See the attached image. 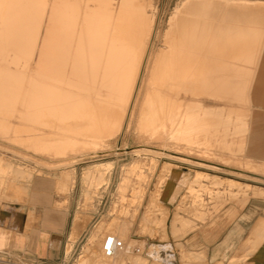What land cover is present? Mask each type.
<instances>
[{
	"label": "rangeland",
	"instance_id": "374dc122",
	"mask_svg": "<svg viewBox=\"0 0 264 264\" xmlns=\"http://www.w3.org/2000/svg\"><path fill=\"white\" fill-rule=\"evenodd\" d=\"M84 1H87L90 9L93 8L91 0ZM109 1L107 6L111 7L114 18L121 0ZM133 1L138 16H142L144 20L146 18L147 28L149 25L151 28L153 24V31L147 69L138 81L141 90L133 93L130 110L126 111L119 131L115 134L124 103L127 102L126 94L117 89L112 91L114 96L111 100L103 99L111 102L112 106L106 108L107 111L112 110L113 114L112 121L107 116L108 121L102 124L105 130L97 128L77 132L71 127L73 123H47L51 116L31 113L24 98L32 89L27 80L34 73L33 69L38 61L53 0L47 1L31 57L29 47L15 51L4 39V30L8 28V21L5 20L9 11L7 4H3L4 0H0V203L11 208L23 207L31 189L43 190L53 196L55 202L51 205L54 209L66 213L68 226H71L75 215L80 217V224L87 232L100 227L113 228L118 223L125 222L128 225L124 234L125 244L129 243V236L133 234L154 238L157 244H152L155 249L149 252L152 259L167 262L166 264H182L188 253L199 256L194 261L205 263L206 256L202 252L186 248L184 240L189 233L207 224L214 225L219 216L229 223L238 218L240 212L249 205H255L258 213L264 208V122L253 121L260 118L255 117V110L264 107L249 106L247 93L235 91L236 96L233 97L232 92L224 91V88L238 87L240 80L246 77L248 84L249 79L254 78L252 72L255 69L254 64L247 66L256 60L245 59L247 61L242 63L233 61L235 58L227 60L205 57V78L209 71L220 66L219 78L217 81L209 80L208 86L204 83L199 94H196V88L186 94V130L173 134L170 123H162L159 120L161 116L148 113L142 103L153 60L163 49L168 22L182 0ZM83 7L85 4L80 7V16L77 15L78 34L85 11ZM206 7L207 18H203V21L209 25L215 24L216 13L224 15L235 12L227 5ZM224 22L221 18L215 31V35L220 38H225L231 28L229 26H233ZM38 23L36 21L35 27ZM236 27L244 28L240 25ZM208 42L206 41L207 44ZM68 54L73 56L71 50ZM211 60L217 64L213 69L208 64ZM71 70L72 64L68 63L65 67L68 78ZM235 72L239 74L238 77ZM231 73L236 78L234 84H229L228 81L233 77ZM251 85L248 84V87ZM95 86L99 87V82ZM106 86L117 88L119 85L113 82ZM217 86L220 90H216ZM64 87L68 93L77 94L74 85ZM88 87H93V84L90 83ZM92 95L94 96H89L85 102L95 103L98 96ZM251 98L254 102L258 97L254 95ZM89 108L93 109L91 106ZM51 125L55 128L48 127ZM243 128L244 136L241 133ZM250 136L256 138L251 140ZM38 137L77 144L58 153L52 149L34 147L28 141ZM240 140H243L241 148ZM251 141L253 144H250ZM174 182L179 186L174 185ZM255 228L252 248L257 251L258 258L264 259V221H258ZM99 233L95 242L98 248L101 247L100 236L104 238L109 233L118 235L114 230L105 234L101 230ZM161 243L168 244L167 254H158V244ZM80 253L77 252L68 264H74L75 261L77 264L82 256H79ZM82 253L86 254V264L91 262L87 260L89 255L95 256L97 264H134V259L140 260L139 256L133 255L123 257V261L120 256L110 261L99 260V250L93 244L86 246ZM229 261V264L235 263L234 258Z\"/></svg>",
	"mask_w": 264,
	"mask_h": 264
},
{
	"label": "bare ground",
	"instance_id": "6f19581e",
	"mask_svg": "<svg viewBox=\"0 0 264 264\" xmlns=\"http://www.w3.org/2000/svg\"><path fill=\"white\" fill-rule=\"evenodd\" d=\"M59 1L60 9L58 7L59 4L56 3L58 6H55L59 10L52 12L51 20H53V24L48 27L47 32L45 31L51 40L53 38L57 40L59 51H56L54 47L51 49L50 45L53 43L49 42L51 50L49 49L46 52L47 49H42L41 53H39L41 55L36 64V74L28 77L27 80L32 89L24 97L26 103L30 106L32 114L40 113L39 115L51 116V119L47 123H55L57 125L61 121L73 123L71 127L77 132L88 129L91 131L97 128L105 130L102 124L108 121L107 116L110 117L109 121H112L113 114L112 110L107 111L106 108L111 105V102H105L103 99L108 98V100H111L114 96L112 91L117 89L120 93L124 92L126 94L127 102L124 103L122 117L115 130L116 134L119 131L122 120L126 116V111L130 110L129 104H131L130 101L133 93L141 90L139 89L138 81L141 79L142 73L147 69L146 65L149 57L153 24L151 28L149 24L148 28L146 27V18L144 20L142 16H138V10H136L133 0H121L117 15L114 18L111 7L107 6V1L109 0H91L93 2L92 9L87 6L86 1L79 34L78 37L76 36L78 38V45L73 48L71 44L75 35V29L72 26L74 17L72 4L70 5L68 0ZM78 2L82 4L80 0ZM109 3L111 2L109 1ZM230 3L232 2L229 0H182L168 22V29L164 34L163 49L155 56L151 70L149 71L148 83L146 85L147 92L145 91L146 94L144 93L142 106L148 113L161 116L159 120L163 121L162 123H165V125L170 123V129L173 134H179L186 130V94L194 90V88H196V94H199L201 86L204 83L208 86L209 80L212 82L217 81L219 78L218 69L221 68L212 60L208 63L210 67L212 69L217 67L215 70L209 71L208 76L205 78V57H211V59L225 58L227 60L235 58L233 61L243 63V61H247L245 59H253L255 61V52L264 50V42H259L255 45L251 44L250 42L256 38L251 40L244 39L242 33L240 34V31H237L233 26H229L231 28L227 31L225 38L215 35L221 18H223V22L226 21L232 25H239L245 21L247 23L251 15L253 16V14H249L248 12L250 7L246 11L242 5L241 7H235L237 9L241 8L240 10L232 11L233 13L230 14L220 15L216 13L215 17L211 15L216 19L215 24L212 23V25L206 24L203 21V18H207L208 12L206 8L208 7L206 6L227 5L228 8L232 9L233 7ZM235 3H243V1H234ZM3 4H7V11H9V14L8 12L5 14H8L6 16L8 20L4 17L5 21H8V28L4 30V36H6L4 39L7 40L10 47L15 51L23 47H29V50H31L34 45L32 43L29 44L28 41L38 34L40 20H42L41 17L44 15L42 13L45 0H4ZM26 11L31 13L28 14L29 12L26 13ZM36 21L39 22L37 27H35ZM244 30H246V27ZM206 41H209L208 44ZM44 44L46 45V43ZM251 47L254 48L250 49ZM70 50L73 56L68 54ZM205 53H207L206 56ZM251 55L252 57H250ZM258 62L259 68L262 70L264 68V58L260 59V61L257 59ZM68 63L72 64L69 78L65 72V67H67ZM253 64L255 65L256 63L251 61L247 67ZM224 67L230 68V66ZM235 74L238 77L239 74L236 72ZM233 77L231 80H228L229 84L230 82L233 84L236 82L235 76ZM247 81V77L243 80L241 79L239 82L241 85L239 84L238 87L231 85L232 87L230 88H224V91L228 90L232 92L233 97L236 96L234 94L235 91L237 93H241L242 91L250 94L249 89L251 88L248 87ZM97 82L100 84L99 87L95 86ZM113 82H116L119 86L117 88L106 86ZM90 83L93 84V87H88ZM65 85H74L77 94L68 93L69 91H66ZM216 90H220V88L217 86ZM92 94H97L98 97L95 98L97 101L93 104L85 102L89 96H94ZM250 95L253 97L256 95V92H252L251 90ZM89 106L93 107V109L90 110ZM48 127L55 128L53 125ZM69 127L64 126V128ZM241 133L242 136L245 135L244 128ZM81 136L107 137V135ZM28 141L34 147L52 149L58 153L62 149L73 147L75 146L74 144H77L48 140L42 137ZM242 146L243 140H240L239 147L241 148ZM113 236L117 237L116 235ZM85 257L82 255L78 259L77 264H86ZM88 260L91 261L90 264H97L95 256L90 255ZM99 260H110L102 256L101 248Z\"/></svg>",
	"mask_w": 264,
	"mask_h": 264
},
{
	"label": "crops",
	"instance_id": "0c3cea01",
	"mask_svg": "<svg viewBox=\"0 0 264 264\" xmlns=\"http://www.w3.org/2000/svg\"><path fill=\"white\" fill-rule=\"evenodd\" d=\"M47 1L48 0H45L44 9H46L45 7ZM80 1L83 5L84 3L86 5V1ZM239 1H243V3H230L233 7L232 10H240L241 8L237 9L235 7H241L242 5L243 7H245V10L250 7L248 9V12L249 14H253V16L251 15V18L248 14V16L250 17L249 21H247V23L245 21L244 23L239 24L240 26L243 25L244 29L246 27V30H241L242 28L238 29V27H236L238 25L235 24L233 25V28L235 27L237 31H240V34L242 33V37L244 36V39L251 40L253 38H256L254 39V43V40L250 42L251 44L255 45L259 42H264V0ZM56 3L59 4V6ZM69 3L70 5L72 4L74 14L72 26L75 29V35L72 39L71 44L74 48L78 45V32L76 23L77 15L80 16L79 12L81 11L79 7H81L80 5L82 4L78 2V0ZM52 4L53 5H51L50 9L51 13L49 15L50 17L48 19L49 26H46V32L48 30V27L53 24V20H51L52 12L60 9L59 0H57V2L56 0H53ZM55 5H57L59 9H57V6ZM245 5L247 6V8ZM44 9L42 15L44 14ZM83 9H85V7ZM229 9L231 10V8ZM80 26L81 22L79 24V30ZM38 34L32 40L28 41L34 45L30 50V57L34 53ZM53 39L51 40L47 33H45L39 53H41L42 49H47L46 52H48L50 47L51 49H53L52 47H54L56 51H59L57 45L58 42L55 39L54 42ZM76 40L77 42H75ZM49 42L51 44L53 43V46L50 45L49 47ZM44 43H46V45ZM252 48L254 47H251L250 49ZM40 55L41 54L38 55V59ZM250 57H252V55ZM254 57L256 58V64L254 65L255 70L254 72H252L254 78L251 80L249 79L250 82H248V84H252L251 86H249V88H251L249 89L250 94L252 90V92H256L255 96H257L258 98H256L253 102L251 95L246 92L247 97L250 100L248 105L264 107V68L261 70V68H259V62L257 63V59L258 61H260V59L264 58V50H260L257 53L255 52ZM35 68L37 69V65L34 67V73L31 74V76H34L36 74L37 70H35ZM241 93L244 92L241 91ZM255 112L257 113L255 117L260 118L254 119L253 121L264 122V109H257L255 110ZM254 138H256V136ZM254 138L250 136L251 140ZM251 143L253 144L252 141L250 142V144ZM173 184L179 186L177 182H174ZM31 190V194H29L28 197L24 200L25 205L23 207L14 206L13 208H11L8 205H3L0 203V264H11L10 262H18L13 264H68L73 256L77 254V252H83L85 247L90 244H93V247L96 250L100 251L101 247L98 248L95 242L98 235H100L99 231L101 230L104 231V234L114 230L118 233L117 237L122 240L123 243L124 241H126V237L124 234L128 229L127 223L120 222L113 228L112 226H109L107 229H105L104 227H100L101 230L98 229L87 232L82 228V225L80 224V217L75 215L72 220L71 226H68V218L66 217V213L64 211L54 209V207L51 205L55 202L53 196H50L46 192H43V190ZM260 220L264 221V208L261 212L258 213V209L255 205H249L244 211L240 212L238 218L229 223L225 220L224 217L219 216L214 225L208 226L207 224L201 226L199 230L189 233L186 236L184 244L189 250L202 252L204 256H206L205 263L194 261L197 260V257L199 256L187 253L186 257L183 258L182 264H229L230 258H234V264H264V259L258 258L257 251L255 252L253 250V245L251 244L254 236L256 235L255 227ZM109 234H105L104 238ZM104 238L101 236L99 237L100 245H102ZM129 238V243H124V251L114 258H111L110 260H115L118 258V256H120V260L123 261V257L133 255L139 256L138 259H140H134V264L167 263L154 260L149 256V252L155 249L152 244H157L155 241L153 242L152 236L133 234L129 236ZM84 240L86 241L84 245L81 246V243ZM91 241L92 243H90ZM167 245L168 244L166 243L158 244V254H167ZM136 250H141V254L136 253ZM82 252L79 254V256H86V254ZM88 257H90V255ZM174 264H177V262H174Z\"/></svg>",
	"mask_w": 264,
	"mask_h": 264
},
{
	"label": "built area",
	"instance_id": "2783aa9c",
	"mask_svg": "<svg viewBox=\"0 0 264 264\" xmlns=\"http://www.w3.org/2000/svg\"><path fill=\"white\" fill-rule=\"evenodd\" d=\"M124 243L113 235H107L102 243V256L106 259L114 258L116 255L124 251ZM136 253L141 254V250H136Z\"/></svg>",
	"mask_w": 264,
	"mask_h": 264
}]
</instances>
